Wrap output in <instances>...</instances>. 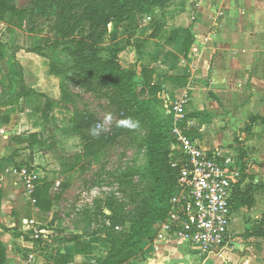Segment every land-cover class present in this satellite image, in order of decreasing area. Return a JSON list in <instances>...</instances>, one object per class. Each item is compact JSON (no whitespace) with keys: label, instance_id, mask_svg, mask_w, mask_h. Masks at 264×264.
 I'll return each instance as SVG.
<instances>
[{"label":"crops","instance_id":"0c3cea01","mask_svg":"<svg viewBox=\"0 0 264 264\" xmlns=\"http://www.w3.org/2000/svg\"><path fill=\"white\" fill-rule=\"evenodd\" d=\"M220 2L222 0H196L197 10L178 13L172 25L161 22L159 32L153 30L156 25L151 24V31L144 33L148 29L147 20L154 18L147 12L151 7L133 13L122 24L140 21L136 34L130 36L131 43L140 40L138 69L134 68L137 79L141 81V65H147L155 71L152 83L161 86L158 94L172 101L185 99L183 118L176 124L194 129V139L198 143L200 139L204 145L199 143L200 146L223 147L238 155L243 173L237 188L253 193L252 204L233 213L232 247L203 262L185 239L166 233L149 245L152 254L157 259L165 257L166 263L264 264V9H260L258 1L253 3L256 7L245 9L216 8ZM228 15L231 18H227ZM186 33L192 37L187 54L183 46ZM141 34L146 37L140 39ZM155 41L161 47L153 48ZM162 47L166 51L160 54ZM144 57L149 61L143 63ZM10 60L9 55L0 56V63L7 62L5 69L0 67L3 264H65V257H69L66 264H99L110 250L104 236L89 225L62 224V209H59L65 203L63 198H67L68 188L62 182L58 163L43 151L44 146L41 147L42 130L49 117L44 121L43 107L32 106L35 95L19 82L16 88ZM162 76L171 80L162 81ZM65 108L62 104L56 105V113L52 115L63 114ZM252 116L256 118L250 122ZM22 166L34 174L32 185L21 179ZM37 190L41 191L40 195ZM104 198L94 190H81L75 207L80 210L79 203H87V210L97 211L96 204L106 203ZM105 209L102 205L99 210L105 212ZM105 213L109 215L110 211Z\"/></svg>","mask_w":264,"mask_h":264},{"label":"rangeland","instance_id":"374dc122","mask_svg":"<svg viewBox=\"0 0 264 264\" xmlns=\"http://www.w3.org/2000/svg\"><path fill=\"white\" fill-rule=\"evenodd\" d=\"M256 1L260 2V9H264V0H222L224 4L220 2L215 7L245 9L256 7L253 5ZM14 2L22 9L36 11L21 30L8 28L7 23L0 20V46L9 45L0 48V56L11 57L16 88L19 82L35 95L32 106L36 109H44L49 100L67 107L58 116L52 115L55 106L49 111V122L41 135V147H45L43 151L51 154L58 163L62 182L68 188L65 192L67 198H63L65 203L59 209H62V224L89 225L98 235L104 236L101 229L106 218L99 209L105 203H97V211L87 210V203H79L77 207L80 210L75 207L81 190H94L114 205L116 220L110 221L112 227L104 229H108L107 233L113 231L116 250L120 256L129 258L125 264L166 263L165 257L157 259L152 254L149 245L166 233L164 227L169 220L170 199L176 190L177 177L167 169L175 143V115L168 112L169 108L165 107L168 103L161 94L154 98L146 97L155 99L149 106L153 122L144 121L141 116L132 123L124 124L121 134L111 138L120 122V107L124 100H120L121 96L113 88L101 85V80L78 71L69 53L72 46L66 43L68 36H64L61 30L62 25L67 26L74 20L85 0ZM227 2L230 5H225ZM198 7L196 0H164L159 7H151L147 11L154 18L147 20L148 29L144 33L151 31V24L156 25L153 30L159 32L162 30L161 22L172 25L178 13L197 10ZM139 23L132 20L129 25H121L123 27L112 33L106 44L100 45L101 49L124 47L120 59L121 65L127 69H138L139 61L136 63V59L141 52L138 48L140 40L131 43L130 36L136 34ZM31 26L37 31L31 32ZM110 29L111 25L108 26L109 32ZM82 34V30H77L74 37L79 38ZM140 37L144 39L146 36L141 34ZM153 43V48L161 47L156 41ZM165 51L162 47L160 54ZM142 60L145 63L149 58ZM6 65V61L0 63L2 69ZM150 124L156 125L153 131ZM159 131L161 138L150 140V134ZM194 132L193 129L188 136L194 139ZM199 143L204 146L200 139ZM149 165L150 169H154V176ZM119 259L114 258L109 264H115ZM99 264L107 263L100 260Z\"/></svg>","mask_w":264,"mask_h":264},{"label":"trees","instance_id":"16d2710c","mask_svg":"<svg viewBox=\"0 0 264 264\" xmlns=\"http://www.w3.org/2000/svg\"><path fill=\"white\" fill-rule=\"evenodd\" d=\"M163 2L164 0H85L84 6L75 16L74 20L69 22L67 26H61L64 36H68L66 43L72 46L69 53L74 58L73 62L78 71H83L85 75L93 79L101 80V85L104 84L105 86L113 88L121 96L120 100H124V103H121L120 107V122H118L111 138L121 134L124 124L132 123L141 116L144 121L147 120L149 123L153 122L149 114V106L150 102L155 99H146V97H156L161 90V86L152 83L155 71L147 65H141V83H139L136 71L134 69L124 68L120 64V53L123 51V47H105L101 49L100 45L106 44L110 35L120 28L133 13H140L147 7H159ZM35 13L36 11L34 9L28 11L18 7L14 0H0V20L5 21L8 28L24 29L25 22L31 17H34ZM109 25H111L110 32L108 31ZM77 30L83 31V34L79 38L74 37ZM30 31L36 32L37 30L34 26H31ZM70 35L73 37L69 38ZM57 43L60 42L57 41ZM191 44L192 37L186 33V39L183 42L185 54H187ZM161 78L162 81H168L169 79L167 76H162ZM56 105H58L56 101L49 100L46 102L42 110L44 121L48 120L49 111L54 106L56 107ZM255 118L252 116L250 122ZM86 120H89V118ZM150 126L152 131L156 128L154 124H150ZM191 131L193 129L189 127L183 130L187 136L191 135ZM151 135L150 140L154 139L157 141L158 138H161V131L152 135V137ZM148 167L150 169V165ZM167 169L172 176L175 175L170 163H168ZM150 170L154 176V169L151 168ZM40 192L37 190L39 195L41 194ZM252 202L253 193L251 190L243 191L237 188L233 193V198L230 203L231 211L234 213L242 206L251 205ZM105 208L110 211V214L107 215L102 210L100 211L101 214L105 218L110 219V221L116 220V211L112 202L106 201ZM107 231L108 229H101L105 241L110 245V250L106 259L103 260V263L109 264L114 258H120L115 264L125 263L129 258L123 255L120 256V253L116 250V237L112 233L113 231L111 230V233H107ZM262 233L264 235V231ZM75 244L77 246V242ZM76 253H79L77 247ZM4 259L5 249L0 241V264L4 263ZM68 259L69 257H65L63 263L66 264Z\"/></svg>","mask_w":264,"mask_h":264},{"label":"built area","instance_id":"2783aa9c","mask_svg":"<svg viewBox=\"0 0 264 264\" xmlns=\"http://www.w3.org/2000/svg\"><path fill=\"white\" fill-rule=\"evenodd\" d=\"M164 99L168 103L165 107L175 115L177 123L183 118L185 99ZM175 126L170 166L177 182L164 228L167 234L185 239L195 255L206 262L233 245L234 214L230 203L242 178V161L223 147L200 146L196 139L184 134L188 126ZM19 174L27 185H32L34 174L25 166L19 169ZM112 226L109 221L104 224V228Z\"/></svg>","mask_w":264,"mask_h":264},{"label":"water","instance_id":"95a60500","mask_svg":"<svg viewBox=\"0 0 264 264\" xmlns=\"http://www.w3.org/2000/svg\"><path fill=\"white\" fill-rule=\"evenodd\" d=\"M105 212L109 213V211L107 209H105ZM152 264H172V263H161V262H155ZM177 264H182V263H177Z\"/></svg>","mask_w":264,"mask_h":264}]
</instances>
